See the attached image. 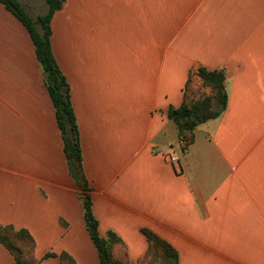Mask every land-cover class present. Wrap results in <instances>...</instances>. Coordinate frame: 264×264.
Segmentation results:
<instances>
[{
    "label": "crops",
    "instance_id": "obj_1",
    "mask_svg": "<svg viewBox=\"0 0 264 264\" xmlns=\"http://www.w3.org/2000/svg\"><path fill=\"white\" fill-rule=\"evenodd\" d=\"M51 27L100 236L132 264L143 230L179 264H264V0H67ZM201 67L225 71L227 104L183 153L170 114ZM80 193L34 42L0 2V224L30 231L41 264H100ZM0 264H16L1 243Z\"/></svg>",
    "mask_w": 264,
    "mask_h": 264
},
{
    "label": "trees",
    "instance_id": "obj_2",
    "mask_svg": "<svg viewBox=\"0 0 264 264\" xmlns=\"http://www.w3.org/2000/svg\"><path fill=\"white\" fill-rule=\"evenodd\" d=\"M67 0H46L48 12L33 19L25 7L18 0H0L4 7L10 11L28 30L34 42L36 55L45 75V85L55 107L56 119L64 142V153L68 160L69 172L75 179L80 189V198L84 205V215L93 243L95 244L100 264H122L116 257L115 248L123 241L113 232H108L106 237H101L98 232L99 222L94 215L92 188L84 173L83 151L80 140L79 126L75 110L71 101L70 86L63 75L51 46V22L55 13L61 10ZM39 24L42 30L36 27ZM197 75L203 84L211 87L210 95H203L199 99L194 97L193 74L183 90V103L178 109H173L170 116L174 120L179 135L186 141L187 147L195 142V129L208 120L217 118L220 111L213 110V99L220 101L223 109L227 104L226 76L224 70H208L201 67ZM175 113V115H174ZM94 227V229H92ZM147 236L149 248L136 264H143L144 260L153 252L163 253L170 264H179L178 251L166 240L157 234L143 230ZM0 243L3 244L15 258L16 264H41L36 255V240L27 229H18L12 225L0 224ZM33 252H31V249ZM33 253V254H32ZM65 264V260L77 264L76 260L67 252L59 255L48 253L46 258L56 257ZM127 260L131 263L127 254Z\"/></svg>",
    "mask_w": 264,
    "mask_h": 264
},
{
    "label": "rangeland",
    "instance_id": "obj_3",
    "mask_svg": "<svg viewBox=\"0 0 264 264\" xmlns=\"http://www.w3.org/2000/svg\"><path fill=\"white\" fill-rule=\"evenodd\" d=\"M19 1H21L22 4L27 5V6H29L31 4V0H19ZM33 12H35V11H33ZM31 15L33 17H35V14L31 13ZM225 84H226V82H225ZM192 88L194 89V97L196 99H199L203 95H210L212 93L211 87L204 85L202 80L200 79V77L199 78H197V77L193 78V87ZM212 104H213V110H215V111H217V108H219V106L221 105L220 101H218L217 99H213ZM176 128H177V126H176ZM197 128L195 129V139H196V130H197ZM177 130H178V128H177ZM172 142L175 144L176 147H177V145L180 142L181 148L183 150V153L188 151V149L192 146L191 145L190 147H187L186 141L180 135H179V139H178L176 133L173 135ZM176 149H178V147ZM173 157H177V156L171 155V157H170L171 161H172ZM178 161H179V157H178ZM99 231L101 232L100 229H99ZM80 243L83 246L82 250H84L88 256H90L89 249H88V244H90V246L92 247V251L96 252V254H97V249L94 246V244L91 241V239L88 238L85 241V244H84V241H82V240H81ZM31 252H33L32 249H31ZM115 253H116L117 259L122 264H130L129 260H127V254L128 253H127L126 246L124 244H120V245L116 246ZM129 253H130V257H131V248H129ZM87 255H85V256L87 257ZM87 259H88V257L86 258L85 263H86ZM170 263H171V261L161 252H153V253H151L143 262V264H170ZM65 264H72V263H70V261H68V260H65Z\"/></svg>",
    "mask_w": 264,
    "mask_h": 264
},
{
    "label": "built area",
    "instance_id": "obj_4",
    "mask_svg": "<svg viewBox=\"0 0 264 264\" xmlns=\"http://www.w3.org/2000/svg\"><path fill=\"white\" fill-rule=\"evenodd\" d=\"M172 161H173V162H177V161H178V157H173V158H172Z\"/></svg>",
    "mask_w": 264,
    "mask_h": 264
},
{
    "label": "water",
    "instance_id": "obj_5",
    "mask_svg": "<svg viewBox=\"0 0 264 264\" xmlns=\"http://www.w3.org/2000/svg\"><path fill=\"white\" fill-rule=\"evenodd\" d=\"M174 115H175V113H174ZM92 229H94V228H92Z\"/></svg>",
    "mask_w": 264,
    "mask_h": 264
}]
</instances>
